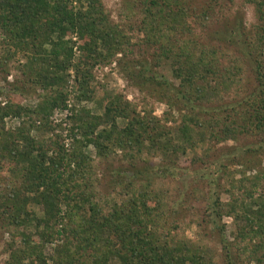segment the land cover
<instances>
[{
  "label": "trees",
  "instance_id": "obj_1",
  "mask_svg": "<svg viewBox=\"0 0 264 264\" xmlns=\"http://www.w3.org/2000/svg\"><path fill=\"white\" fill-rule=\"evenodd\" d=\"M227 1L133 0L139 21L120 25L101 0H0V68L23 53L24 86L41 92L25 106L24 87L0 91L13 96L0 103V264H264V0H243L252 28L239 13L217 20ZM136 48L141 61H127ZM115 60L166 105L163 119L98 95L93 71ZM71 71L67 149L52 118L69 110ZM90 149L121 158L107 195Z\"/></svg>",
  "mask_w": 264,
  "mask_h": 264
},
{
  "label": "rangeland",
  "instance_id": "obj_2",
  "mask_svg": "<svg viewBox=\"0 0 264 264\" xmlns=\"http://www.w3.org/2000/svg\"><path fill=\"white\" fill-rule=\"evenodd\" d=\"M102 4L105 7L106 12L110 15L111 19L120 25H128L129 20L133 22H138L139 17L137 11L134 10L133 0H101ZM239 13L243 19V22L247 28H252V26L257 24V15L256 9L253 5L246 4L243 0H235L233 3L231 2H224L222 4V9L220 12H217V20L224 21L225 19H233L235 15ZM203 37H208L206 33H203ZM1 34H0V58L3 53V47L1 44ZM121 58V56H119ZM142 59V51L140 48L134 49L132 53L129 54L127 61L138 63ZM26 58L23 53H18L16 57L10 60L7 64L8 69L6 74L3 68H0V91L4 94L5 91L12 90V87L15 85L19 86L20 88L24 87V94L17 99V102L21 103L25 106H32L33 104L37 103L39 100L40 91L30 90L27 86H24L23 83V76L19 71V67L25 64ZM166 79L173 80L172 73L169 67H165V69L159 70ZM69 85L67 91L69 92V99L67 101V105L69 106V114L68 112L60 110L54 114L52 121L55 125H61L63 130H58L56 132L60 136H62V140L60 141L67 149L72 145V138L70 136V129H71V122L69 121L68 115L72 114L71 108L77 103L75 100L76 94V75L74 71L69 72ZM94 88L97 89V93L99 96H102L105 92H110L112 94H121L127 98L129 102L137 106L139 111L152 110L154 115L158 118L163 119L164 113L168 110L164 103H161L153 94L149 93L146 90H140L138 87L134 86L132 83L128 82L121 73L119 69V65L117 64V60H115L111 65H102L97 66L94 71ZM100 86H103L102 89ZM30 93V94H29ZM4 94H0V103L4 104L9 100V97L13 98L11 93H8L7 96ZM84 106L85 103H81V106ZM96 103H91L89 105L90 108L96 110ZM17 124V122L11 123L9 122L8 126ZM171 126V124H169ZM45 137H53L55 138V134L50 133L48 135H44ZM43 137V136H42ZM229 145H233L230 143ZM93 150L90 149V153H92V157L95 160V165L98 167L97 173L99 175V180L101 184L98 186V191L101 192L102 195H107L108 193V180L109 174L117 167H121V158H118L116 161L109 162V161H102L98 159L95 154L92 152ZM192 155L190 154L187 159H191ZM125 163V161H124ZM123 163V164H124ZM8 172L7 168L1 173L0 177H7ZM4 189V185L0 182V191ZM224 201L228 200L227 196L223 197ZM195 209L193 213H197L203 211V204H194ZM202 208V209H201ZM32 211H34L38 217L43 218V214L39 211L37 207H32ZM190 218L195 221L196 215L192 214ZM1 223V222H0ZM226 225L227 234L231 235L234 230L232 220L226 218L223 222ZM1 225V224H0ZM1 228V226H0ZM8 230H0V262H4L8 259L9 254L6 250V242L9 240L7 236ZM4 235V237H3ZM187 235L192 240L199 239L200 230L197 226H193L192 229L187 232ZM208 241V240H207ZM19 243V242H18ZM214 243V242H212ZM20 244V243H19ZM9 249V248H7ZM219 253H221V248H219ZM221 262V260H220Z\"/></svg>",
  "mask_w": 264,
  "mask_h": 264
},
{
  "label": "built area",
  "instance_id": "obj_3",
  "mask_svg": "<svg viewBox=\"0 0 264 264\" xmlns=\"http://www.w3.org/2000/svg\"><path fill=\"white\" fill-rule=\"evenodd\" d=\"M66 112H68V113H66V114H69V111L67 110Z\"/></svg>",
  "mask_w": 264,
  "mask_h": 264
}]
</instances>
